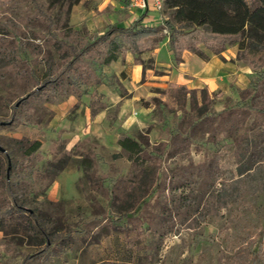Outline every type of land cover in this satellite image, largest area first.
Returning a JSON list of instances; mask_svg holds the SVG:
<instances>
[{
	"label": "rangeland",
	"instance_id": "374dc122",
	"mask_svg": "<svg viewBox=\"0 0 264 264\" xmlns=\"http://www.w3.org/2000/svg\"><path fill=\"white\" fill-rule=\"evenodd\" d=\"M159 13L162 20L169 14L163 7ZM138 17L122 0H0V213L18 203L38 217L54 244L24 260L43 244L34 225L30 236L10 235V223L26 221V216H14L4 224L8 234L0 231V264H249L255 253L264 264V167L249 174L241 188L239 158L225 128L187 143L178 131L187 130L191 112L171 103L143 107V98H167L158 92L167 88V69L153 66L152 56L143 68H151L148 74L159 84L126 109L127 128L118 126V139L135 137L143 152L130 157L118 142L113 148L90 139L67 151L61 143L62 133L72 131V121L85 117L86 108L95 115L108 105L99 96L102 85L124 95L118 78L126 79V74L116 76L104 60L125 40L119 35L95 40L113 25L126 27ZM166 41L158 44L157 59L173 64ZM200 49L207 57L195 55L205 66L201 74L213 75L206 86L212 109L234 106L241 91L251 90L254 70L238 59L237 44L226 47L224 54ZM261 59L255 57L252 65L259 68ZM190 76L188 88H194L199 76ZM33 90L37 93L28 96ZM262 94L245 107L243 122L236 123L243 150L264 121ZM82 95H89V102H82ZM71 96L77 102L71 103ZM108 113L113 121L118 114L116 109ZM63 121L67 127L57 129ZM34 140L40 148L24 156ZM78 156L87 164L75 167ZM63 160L66 169H46ZM147 163L158 172L153 195L136 211V219L124 220L123 231L107 228L109 218L131 213L141 201L136 183ZM59 175V184L52 186Z\"/></svg>",
	"mask_w": 264,
	"mask_h": 264
},
{
	"label": "trees",
	"instance_id": "16d2710c",
	"mask_svg": "<svg viewBox=\"0 0 264 264\" xmlns=\"http://www.w3.org/2000/svg\"><path fill=\"white\" fill-rule=\"evenodd\" d=\"M163 10L169 14L164 17L161 23L155 26H145L141 22L146 17L147 11H144L136 20L130 22L127 27L113 25L98 36L95 43L109 40L113 36H121L125 40L123 47L116 46L113 48L110 56L104 60L109 63L116 60L118 53H130L133 55V62L136 65H143L141 54L145 51L156 49L158 44L167 39L168 51L173 55V64L181 62L183 52L186 50L199 58L206 59V55L201 51L200 46L206 48L212 54L223 51L226 47L237 44V57L254 70L255 78L250 91L240 92V100L234 106H230L223 111L212 109V95L206 87L188 88L185 85L168 83L167 88L158 90L166 99L152 96L150 100L141 99L143 107L149 104L154 107L168 105L171 103L175 108L183 113L188 110L192 113L191 120L187 123V130L178 131L179 137L184 142L193 143L204 132H216L217 130L225 132L237 152L239 161L236 165L238 182H241V188L246 184L249 174L256 172L260 167H264V121L259 125L258 131L252 136L247 147L243 150L240 143L237 142V122H243L245 107L256 104L263 96L264 91V0H163ZM85 50L81 51V54ZM255 57L261 59L258 66L252 65ZM143 79L140 80V83ZM36 90L28 93V96H34ZM225 121L229 124L225 126ZM236 125V126H235ZM225 126V127H224ZM118 144L130 157L133 154L143 152V144L135 137L122 135ZM41 146L38 140L29 143V147L24 149V156H29L32 152L37 151ZM6 150V149H5ZM8 155H4L7 159ZM219 157L217 152L214 155V161ZM78 163L75 167H82L86 159L78 156ZM74 157V160L78 159ZM1 165V161H0ZM67 168V163L55 164L47 167V170L57 172ZM8 175V174H7ZM9 176V175H8ZM56 177V176H54ZM54 180V178H53ZM158 172L151 164L147 163L140 170V179L136 183V189L141 200L137 206H134L130 212H120L117 216L109 218V229L123 231L124 220L136 219V211L141 204L146 203L147 199L153 195V189L157 188ZM117 194L114 198H118ZM131 195V194H130ZM27 212V214H24ZM26 216L24 219H18L10 223V235L22 234L29 235L34 225L40 234V241L43 248L26 255L24 260H33L34 258L46 253L53 247V242L46 230L38 222V217L30 210H25L18 203L11 206H4L0 213V231L7 230L4 224L8 219L14 216ZM261 257L258 253L251 255L249 264H261Z\"/></svg>",
	"mask_w": 264,
	"mask_h": 264
},
{
	"label": "crops",
	"instance_id": "0c3cea01",
	"mask_svg": "<svg viewBox=\"0 0 264 264\" xmlns=\"http://www.w3.org/2000/svg\"><path fill=\"white\" fill-rule=\"evenodd\" d=\"M131 10L135 12V14L138 16H140L144 11H147L146 18L141 22L142 25L155 26L156 24L161 23V14L159 13V11H154L151 6H149L144 11H139L133 8H131ZM154 14H156V17L153 18L152 15ZM136 19L137 18H134V20ZM151 21L153 24L151 23ZM166 44L167 41L166 43H164V46H166ZM159 49L160 47H156V49L154 50L142 52L141 60L144 61L145 59H147L146 57L152 56L155 61V64L153 66H159L167 69L166 71L164 70L166 72L163 79L165 85H168V83L173 82L176 84L190 87L187 82L190 81V75L195 74L199 76V84L196 85L195 83L197 82H195L193 83L194 85L191 84L192 87L197 88L203 85L204 87H209V85L212 83L211 80L213 79V75L208 78L206 77L208 76L206 72H204V75L201 74L203 72L200 70V68L203 65V61L197 58L194 54L185 50L183 52L181 62L179 64H163L157 59V52ZM167 53H169L170 56L172 54L169 51H167ZM222 54H224V51ZM117 55H119L118 58L116 60L111 61L107 69L113 70L112 72L116 76L126 74V79L121 80L120 78H118V81L123 87L122 90L124 95L120 93L118 88H108L107 85H102L99 90V93L102 92V95L99 96H101L102 99L107 101L108 105L104 106L103 108H101V110L97 111V114L95 115H91V113L86 108V111L84 112L85 117H77L75 121H72V131H65L62 133L61 136V143L65 145V150L69 151L74 145L80 144L83 140L87 139L93 140L94 142L96 141L100 145H107L116 148L118 142L117 139L119 137V127L120 129H126L127 127L125 125L130 123V121H128V119L130 118L124 115L126 109L129 107L130 104H134L136 100L143 98L146 94L150 92L152 88L157 87V84H159V82H157L159 80L155 79L152 75L148 74L151 71V68L145 69L143 68V65L134 64L133 55H131L129 52ZM226 58H230V56ZM212 63H216V60H214ZM154 70L157 71V68H155ZM142 77H144V80L142 83H140ZM139 91L143 92V94L137 95V92ZM80 99L82 102L86 103L89 102L90 96L82 95L80 96ZM70 101L71 103H75L77 102V99L74 96H71ZM112 109H116V112H118L114 121L108 117V112ZM66 123L67 122L63 121L62 125L58 124L57 129L67 127ZM65 173L71 172H63L60 175ZM60 175L58 176L57 180H53V182L51 183L52 186L55 187V185L59 184L58 179ZM54 192L55 190L52 189L50 191V195H53Z\"/></svg>",
	"mask_w": 264,
	"mask_h": 264
},
{
	"label": "built area",
	"instance_id": "2783aa9c",
	"mask_svg": "<svg viewBox=\"0 0 264 264\" xmlns=\"http://www.w3.org/2000/svg\"><path fill=\"white\" fill-rule=\"evenodd\" d=\"M122 1L127 2L130 8L139 11H144L149 6H151L154 11L155 10L160 11L163 7V0H122Z\"/></svg>",
	"mask_w": 264,
	"mask_h": 264
}]
</instances>
